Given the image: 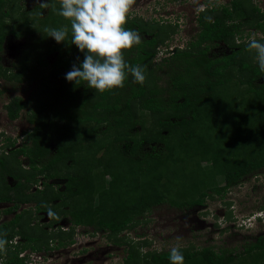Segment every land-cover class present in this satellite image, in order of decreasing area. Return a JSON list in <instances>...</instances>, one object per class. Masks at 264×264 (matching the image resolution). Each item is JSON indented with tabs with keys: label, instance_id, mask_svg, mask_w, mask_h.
Masks as SVG:
<instances>
[{
	"label": "trees",
	"instance_id": "obj_1",
	"mask_svg": "<svg viewBox=\"0 0 264 264\" xmlns=\"http://www.w3.org/2000/svg\"><path fill=\"white\" fill-rule=\"evenodd\" d=\"M46 2L26 11L18 0H0V49L8 35L19 39L32 34L13 66H0V75L35 83L28 99L15 96L6 105L11 118L28 108L34 130L29 144L0 156V187L5 189L0 200L15 201L5 213L18 202L35 201L39 210L56 214L51 203L58 199L67 206L64 214L105 230L121 245L118 235L138 226L156 206H201L208 198H224L264 169V72L246 50L245 39L253 30L264 36V9L255 0L207 4L197 16L195 39L168 57H158V48L169 44L178 24L132 12L126 27L139 32L142 42L126 50L125 58L144 66L146 80L141 85L129 75L122 88L105 92L65 79L83 53L70 37L57 43L48 36L46 27L67 26L70 31V21L57 14L60 0ZM219 43L228 51L212 53ZM20 154L31 163L25 177L64 178L65 187L56 190L47 184L27 195V182L9 185L7 175H22ZM12 224H0L10 242L0 251V264H26L20 253L42 249L38 242L45 235L18 231ZM18 233L25 242H13ZM141 237L137 246L125 241L130 247L120 264H169V250L143 253L138 245L150 242ZM181 250L185 264H264V228L243 251L213 245Z\"/></svg>",
	"mask_w": 264,
	"mask_h": 264
},
{
	"label": "rangeland",
	"instance_id": "obj_2",
	"mask_svg": "<svg viewBox=\"0 0 264 264\" xmlns=\"http://www.w3.org/2000/svg\"><path fill=\"white\" fill-rule=\"evenodd\" d=\"M46 0H18L26 11L32 10L41 2ZM230 0H132V16H140L145 19H157L163 24H178V31L171 36L167 42L171 45L186 46L190 39H195L197 27V15L206 8L207 4L229 3ZM256 3L264 9V0H255ZM47 10L43 13L46 14ZM252 33H259L253 30ZM35 35V34H34ZM33 35V36H34ZM32 34L23 38H16L8 35L5 40V47L0 54V65L5 68L12 67L22 53V49L30 40ZM167 44L161 45L164 49ZM161 48V49H162ZM228 51L222 43L215 45L212 53L221 54ZM53 60V56L48 57ZM6 91L0 100L9 102L15 96H21L28 99L31 89L35 83H25L9 81L5 79ZM28 108L21 111L20 117L23 123H28ZM12 124L5 119V131L8 133H19L24 125L19 123ZM222 182V181H221ZM55 207L59 208L61 204L57 201ZM230 202V203H228ZM52 207V205H51ZM62 208V207H60ZM200 209V210H199ZM231 210V211H229ZM231 212V213H230ZM264 169L256 175L247 177L242 183L232 187L224 198L216 196L214 199L208 198L202 206L194 208L173 207L170 203L156 206L148 214L150 221L145 218L134 229H127L118 235V239L124 244L117 245L109 239L108 232L96 235L95 242L78 240L75 253L80 256L89 251L96 252L92 264H118L122 263L128 256L132 242L139 236L148 239L150 245H138L144 252L148 249L170 250L173 246L202 248L209 245L215 246L218 250L227 249L234 251H243L248 241H254L257 235L264 228ZM31 235H37L35 231H27ZM82 241V242H81ZM103 246V247H102ZM88 247L87 250L85 248ZM83 248V249H82ZM94 252V253H95ZM26 251H23L24 255ZM100 256V258H95Z\"/></svg>",
	"mask_w": 264,
	"mask_h": 264
},
{
	"label": "clouds",
	"instance_id": "obj_3",
	"mask_svg": "<svg viewBox=\"0 0 264 264\" xmlns=\"http://www.w3.org/2000/svg\"><path fill=\"white\" fill-rule=\"evenodd\" d=\"M131 5L132 0H60L56 11L70 21V31L67 26L46 27L45 31L57 43L66 42L70 37L71 44L83 53V60L65 73L67 81L76 85L86 82L87 88L99 92L122 88L129 75L141 85L145 82L144 66L132 65L125 58L126 50L142 42L139 32L126 27L131 18ZM245 39L246 50L253 53L259 71L264 72V36L252 33ZM9 243L0 233V251ZM23 251L26 253L21 255ZM23 251L20 255L26 258V264L37 260L34 250ZM168 260L169 264H185L179 246L170 248Z\"/></svg>",
	"mask_w": 264,
	"mask_h": 264
},
{
	"label": "flooded vegetation",
	"instance_id": "obj_4",
	"mask_svg": "<svg viewBox=\"0 0 264 264\" xmlns=\"http://www.w3.org/2000/svg\"><path fill=\"white\" fill-rule=\"evenodd\" d=\"M191 40L193 39H190L186 44H189ZM4 47L5 38L2 42L0 54L3 51ZM178 47L183 48L185 46L177 44L172 45L171 43V45L167 44L164 49L162 47H159L158 57H168L173 54L174 50H176V48ZM2 67L5 68L4 66ZM5 79L6 78L4 76L0 75V100L3 98L6 91ZM9 102H0V156L3 157H5V155L11 156L12 150L22 147L26 143L29 144L30 135L34 130V126L33 123L30 121L29 115L27 119L28 123H23L20 115L16 118H11L9 116L6 107ZM5 119L11 121L12 124L18 125L17 123H19V125L21 126L25 124V127L23 128V130H19V133L17 135L16 133H8L7 131H5ZM10 140L15 142L14 146L8 145V142ZM17 159L21 160L19 174H22V177L20 176V178H17L13 175H7L6 179L9 185L13 186L19 180L21 182H27L29 185V188L26 191L27 195H34V193H36L37 191H43L47 187V184H52V186L56 190L63 189V187H65L64 178H51L47 180L42 174H37L35 176L29 175L28 177H25L24 171L32 170L30 160L26 155L21 154L18 155ZM1 173L5 177V172L1 171ZM1 184H3V179L1 178L0 174V185ZM2 190H5L3 189V186L0 187V191ZM10 191L14 199L16 193L13 190ZM57 201L60 202V200L56 199L51 203L52 207L55 208L56 214L51 213L50 211L39 210L35 201L18 202V207L16 209H14L11 213H5V208L14 205L15 201H8L4 198L0 200V224L11 221L13 222L11 226L14 227L15 230L19 231L25 229L27 231H35V233L38 232V234L34 236H38L40 234L43 235L44 233L45 236H43L42 240L38 242V244L42 243V249L38 251L34 250V255L37 260L29 262L27 264H92L90 261H94V259L91 258H93L94 255L98 253H96L95 251V253L89 251L90 249L87 252H84V249L82 248L83 254L87 253L88 255L80 256L79 251H77L78 253H75L74 249H76L78 240H86L88 242L91 240V243L95 242L96 235L102 234L103 231L105 232V230L97 229L94 225L91 224L77 223L72 217V215L68 213L64 214V206H61L59 204L62 208L55 207V204H58ZM64 208H67V206H65ZM17 215L21 216V218L17 221V224L15 225L14 222L17 218ZM28 216L30 217V219L27 221ZM14 239V243H23L26 241V238L21 236L19 233L15 234ZM87 249L88 247L85 248V250ZM95 258H100V256H96Z\"/></svg>",
	"mask_w": 264,
	"mask_h": 264
},
{
	"label": "built area",
	"instance_id": "obj_5",
	"mask_svg": "<svg viewBox=\"0 0 264 264\" xmlns=\"http://www.w3.org/2000/svg\"><path fill=\"white\" fill-rule=\"evenodd\" d=\"M21 255H23V254H21Z\"/></svg>",
	"mask_w": 264,
	"mask_h": 264
}]
</instances>
